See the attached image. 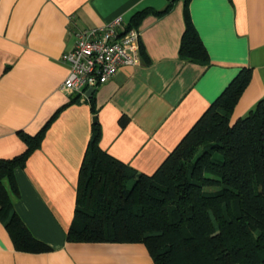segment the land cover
Returning <instances> with one entry per match:
<instances>
[{
  "label": "crops",
  "instance_id": "crops-1",
  "mask_svg": "<svg viewBox=\"0 0 264 264\" xmlns=\"http://www.w3.org/2000/svg\"><path fill=\"white\" fill-rule=\"evenodd\" d=\"M137 26L143 53L134 65L83 97L60 85L69 71L61 54L75 32L121 15ZM208 62L182 59L184 0H0V159L22 153L18 132L41 144L4 185L31 234L49 251L16 250L0 220V264H153L142 243L71 242L80 165L99 124V145L126 166L153 173L242 68L251 78L231 121L264 98V0H188Z\"/></svg>",
  "mask_w": 264,
  "mask_h": 264
},
{
  "label": "trees",
  "instance_id": "trees-1",
  "mask_svg": "<svg viewBox=\"0 0 264 264\" xmlns=\"http://www.w3.org/2000/svg\"><path fill=\"white\" fill-rule=\"evenodd\" d=\"M184 1L180 57L207 63ZM148 11L138 12L128 26H137ZM250 78L251 69L242 68L151 174L103 150L94 121L66 240L142 243L153 264H264V98L231 121ZM54 117L34 135L18 132L25 150L0 159V220L19 251L51 248L16 213L4 180L17 190L14 169L40 146Z\"/></svg>",
  "mask_w": 264,
  "mask_h": 264
},
{
  "label": "built area",
  "instance_id": "built-area-1",
  "mask_svg": "<svg viewBox=\"0 0 264 264\" xmlns=\"http://www.w3.org/2000/svg\"><path fill=\"white\" fill-rule=\"evenodd\" d=\"M73 47L61 54L69 66L60 89L86 96L111 79L120 65H134L140 58L141 31L128 26L121 15L105 24L77 30Z\"/></svg>",
  "mask_w": 264,
  "mask_h": 264
},
{
  "label": "water",
  "instance_id": "water-1",
  "mask_svg": "<svg viewBox=\"0 0 264 264\" xmlns=\"http://www.w3.org/2000/svg\"><path fill=\"white\" fill-rule=\"evenodd\" d=\"M93 92V89L91 87L87 88L86 91H85V94L87 96H89L91 93ZM95 116L93 117V121H95Z\"/></svg>",
  "mask_w": 264,
  "mask_h": 264
}]
</instances>
